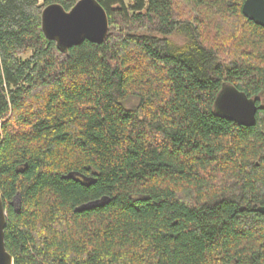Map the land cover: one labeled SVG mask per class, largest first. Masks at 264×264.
Masks as SVG:
<instances>
[{
	"label": "trees",
	"instance_id": "trees-1",
	"mask_svg": "<svg viewBox=\"0 0 264 264\" xmlns=\"http://www.w3.org/2000/svg\"><path fill=\"white\" fill-rule=\"evenodd\" d=\"M79 1L0 0L15 264H264V27L247 0H191L230 38L217 46L176 0H98L107 40L63 53L42 13ZM227 86L257 101L254 126L218 115Z\"/></svg>",
	"mask_w": 264,
	"mask_h": 264
},
{
	"label": "water",
	"instance_id": "water-1",
	"mask_svg": "<svg viewBox=\"0 0 264 264\" xmlns=\"http://www.w3.org/2000/svg\"><path fill=\"white\" fill-rule=\"evenodd\" d=\"M243 14L264 27V0H247L243 6ZM42 30L47 39L56 42L58 49L66 53L86 41L104 43L110 33V21L98 0H80L70 11L60 4L47 6L42 13ZM216 108L220 117L241 126L252 127L257 123V101L234 87H224L217 99ZM108 202L109 199L104 198L82 205L76 211L101 207ZM260 212L264 214V206L260 208ZM6 227L7 211L0 192V264H15L6 247Z\"/></svg>",
	"mask_w": 264,
	"mask_h": 264
},
{
	"label": "rangeland",
	"instance_id": "rangeland-1",
	"mask_svg": "<svg viewBox=\"0 0 264 264\" xmlns=\"http://www.w3.org/2000/svg\"><path fill=\"white\" fill-rule=\"evenodd\" d=\"M41 3H43V0H40ZM126 4H129V0H126ZM176 7L178 8V11L181 16L183 17H191L194 18L195 16H200V19L202 20V26L201 28H205L206 30V35H208V39L206 40L207 42L213 44V45H219V43L222 42L224 45L229 43V39L227 34H223L222 30H219L217 26H215L212 22H210L207 19L206 11L200 10L197 7L194 6L193 2L191 0H176ZM174 41H176L178 44H183L184 43V38L182 36H174L173 37ZM217 44H216V43ZM224 49V48H223ZM225 54V53H224ZM222 52V56L224 55ZM31 54L28 53L25 55V58H28ZM262 100H264V97H262ZM15 207H19V200L16 198L14 200Z\"/></svg>",
	"mask_w": 264,
	"mask_h": 264
}]
</instances>
